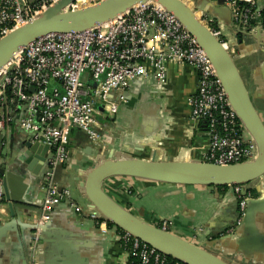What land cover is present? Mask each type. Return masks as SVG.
Here are the masks:
<instances>
[{"label":"crops","instance_id":"crops-1","mask_svg":"<svg viewBox=\"0 0 264 264\" xmlns=\"http://www.w3.org/2000/svg\"><path fill=\"white\" fill-rule=\"evenodd\" d=\"M38 1L28 0V3ZM209 1L194 0L193 7L204 10L211 25L215 24L222 32L264 122V40L259 32L245 33L236 27L227 0L219 5L217 0ZM262 22L254 26L259 27ZM199 82V74L192 67L170 64L166 85L156 84L151 77L141 78L126 91L112 93L109 101L118 104L117 115L97 116L104 144L94 147L84 133L73 130L69 160L58 170L57 182L75 190L76 204L91 208L80 184L106 161L203 164L210 140L205 129L192 120L189 105ZM10 114L14 120L6 129L8 146L2 152L0 168L6 166L4 178L12 196L26 207L23 222L40 225L45 197L43 178L53 151L48 156L32 152L26 145L33 141L32 136L20 127L27 113L19 106L11 109ZM254 187L249 184L247 190ZM104 191L136 218L151 225L167 221L172 234L210 250L229 264H264V206L256 213L253 233H246L245 229L237 236L226 237L227 233H223L235 224L239 213L231 187L181 186L119 177L107 181ZM254 198H259L257 192ZM9 221L4 199L0 201V264H129L131 259L116 227L107 231L89 215L76 213L68 203L57 207L51 221L40 230L39 240L38 230L29 227L4 230V224Z\"/></svg>","mask_w":264,"mask_h":264},{"label":"built area","instance_id":"built-area-1","mask_svg":"<svg viewBox=\"0 0 264 264\" xmlns=\"http://www.w3.org/2000/svg\"><path fill=\"white\" fill-rule=\"evenodd\" d=\"M59 0H0V41L52 8ZM102 1V0H101ZM193 4L194 0H184ZM100 2V1H98ZM235 24L255 32L252 25L264 7V0H227ZM97 3L78 0L67 11ZM199 16L222 40V32L212 27L203 13ZM264 36V20L261 24ZM228 48V47H227ZM192 67L200 78L196 94L190 98L191 118L204 128L210 140L205 162L217 166H238L255 161L258 145L234 111L218 73L206 52L176 16L163 6L149 2L137 5L113 21L74 34L50 35L18 52L0 74V132L12 124L11 109L21 106L27 117L20 121L34 142L53 151L43 178L45 197L40 225L49 223L58 206L69 204L76 213H85L107 230L108 222L98 211L73 201L75 190L61 189L56 170L69 160L68 147L73 130L84 133L92 146L104 144L97 116L113 118L119 111L109 98L129 89L133 82L151 77L156 84L168 82V65ZM55 84V85H53ZM100 108V109H99ZM2 161L0 152V162ZM239 202V223L254 189L242 196L241 186L231 187ZM0 184V201L4 200ZM158 227L170 230L163 221ZM108 231V230H107ZM41 231H37V240ZM121 242L137 264H183L124 233Z\"/></svg>","mask_w":264,"mask_h":264},{"label":"water","instance_id":"water-1","mask_svg":"<svg viewBox=\"0 0 264 264\" xmlns=\"http://www.w3.org/2000/svg\"><path fill=\"white\" fill-rule=\"evenodd\" d=\"M77 1L59 0L42 16L14 30L2 39L0 41V74L14 56L29 44L50 35L74 34L99 27L113 21L137 5L154 2L176 16L197 40L214 65L234 111L258 145L257 159L251 163L227 167L207 163L186 164L173 161L158 162L133 159L106 161L88 174L85 182L80 184V188L87 196L90 206L98 211L104 220L168 258L183 264H229L210 250L179 238L170 231H164L158 227V224L151 225L136 218L113 202L104 191V185L107 181L119 177L181 186L213 188L241 186L243 188L242 196L244 197L248 195L247 186L254 184V190L259 194V198L247 200L246 212L242 222L238 224L241 217L238 213L235 224L226 228L223 232L227 233L226 237L242 234L239 232L241 229H245L244 232L246 233H253L256 213L260 207L264 206V122L254 106L250 92L237 69L235 59L230 54L229 48L214 35L210 26L199 16V12L203 13L205 17L207 16L203 12L204 10H197L193 7V4H189L184 0H102L90 7L68 12L67 9ZM224 2L225 0H217L216 5L224 4ZM209 5L211 6L210 1ZM232 15L235 24L233 12ZM236 27L245 33L251 31L244 30L239 25H236ZM256 32H259L264 40L261 25L253 33ZM205 127L204 124L203 128ZM26 145L32 152L43 155L50 152L48 146L39 142L30 141ZM7 146L8 137L0 132L2 158V152L6 150ZM50 160L46 165V169L49 167ZM3 167L0 168V174L3 177L2 187L11 218V221L4 224V230L16 229L17 227H29L33 231L43 230L48 223L29 226L23 222L22 215L26 207L22 202H16L13 198L8 180L4 178L6 166ZM61 168H63V165L57 168L55 176ZM57 183L59 184V182ZM60 187L61 189L66 188L62 185ZM237 204L239 205L238 200Z\"/></svg>","mask_w":264,"mask_h":264},{"label":"trees","instance_id":"trees-1","mask_svg":"<svg viewBox=\"0 0 264 264\" xmlns=\"http://www.w3.org/2000/svg\"><path fill=\"white\" fill-rule=\"evenodd\" d=\"M258 13L260 14V17L256 21H253L251 23L252 25H255L256 22H258V21H263L264 20V7H262L261 9H259L258 10ZM212 27L216 28V25L213 24ZM200 127L203 128L202 127V124L200 125ZM2 180H3V177L0 174V184L2 183ZM221 188H228V187H221ZM221 188H219V189H221ZM253 195H254V197L256 196V192L255 191H253ZM108 227L113 228L115 226L113 224H111V223H108ZM118 230H119V233H121V236H122L124 234V232L121 231L120 229H118ZM170 260H172V259H170ZM129 264H137V260L135 258H131Z\"/></svg>","mask_w":264,"mask_h":264},{"label":"rangeland","instance_id":"rangeland-1","mask_svg":"<svg viewBox=\"0 0 264 264\" xmlns=\"http://www.w3.org/2000/svg\"><path fill=\"white\" fill-rule=\"evenodd\" d=\"M97 1V3H98V1H101V0H96ZM95 3H93L92 5H94ZM92 5H89V6H87V7H90V6H92Z\"/></svg>","mask_w":264,"mask_h":264}]
</instances>
